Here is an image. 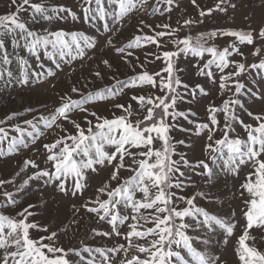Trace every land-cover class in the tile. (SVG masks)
<instances>
[{
  "label": "snow or ice",
  "instance_id": "obj_1",
  "mask_svg": "<svg viewBox=\"0 0 264 264\" xmlns=\"http://www.w3.org/2000/svg\"><path fill=\"white\" fill-rule=\"evenodd\" d=\"M175 2L78 0V14L46 0H8L10 10L0 14L4 88L54 77L43 61L61 69L70 60L94 59L89 52L98 47L111 50L133 75L121 81L112 73L114 85L86 93L73 85L70 91L79 99L60 95L48 116L33 115L22 125L10 122L23 113L0 120V160L27 148L25 137L33 144L39 141L45 135L41 124L58 130L51 142L42 144L44 166L29 157L18 163L13 178H0V264H229L224 252L233 241L238 264H264V250L258 247L264 241V107L257 112L248 104L264 106V0H259V22L255 15H245L248 23L242 28L181 36L213 13H234L242 6V0H217L204 9L191 0L198 17L178 20L176 27L141 19L137 34L118 45L133 13L163 16ZM66 17L92 23L101 36L50 27ZM217 40H225L226 46L218 47ZM149 45L156 51L141 62L133 49ZM242 46L250 51L246 54ZM181 59L191 65L192 82L185 78L188 70L180 66ZM155 61L162 67L149 72L145 64ZM100 64L112 72L109 59ZM90 74L103 79L99 65ZM210 88L221 100L209 101L201 119L192 106L209 97ZM125 89L141 91L113 104L120 115L113 112L108 118L88 107L115 100ZM77 112L83 123L72 118ZM196 140L203 141L199 155ZM105 171L107 180L86 196L89 181ZM40 182V199L24 204L30 185ZM221 184L224 191H219ZM48 192L51 205L67 201L66 210L51 207ZM47 211L54 215L46 221L42 216ZM82 227L86 236L80 235ZM97 237L115 243L94 245ZM64 238L76 243L66 247Z\"/></svg>",
  "mask_w": 264,
  "mask_h": 264
},
{
  "label": "rangeland",
  "instance_id": "obj_2",
  "mask_svg": "<svg viewBox=\"0 0 264 264\" xmlns=\"http://www.w3.org/2000/svg\"><path fill=\"white\" fill-rule=\"evenodd\" d=\"M48 4H65L69 7H72L74 11L79 14L78 0H46ZM217 0H197V3L201 8L207 9L214 7ZM8 0H0V14H4L10 9L7 7ZM173 11L171 13H166L161 16L158 13L154 15H149L147 13L137 14L133 13L131 17L127 21V25L122 30V32L117 37V43L119 46L127 43L135 34H137L136 25L138 22L143 19L146 23L155 26L156 24L162 23H171L173 27L177 26L178 20H183L186 18H195L198 17V9L191 4V0H176V2L172 5ZM151 12V9H149ZM27 17L28 13L23 14ZM245 15H255L256 21L259 22L260 19V7L259 0H242V6L236 11L232 12L229 10V13H213L211 17H205V22L200 25H194L191 30L184 29L181 31L180 35L184 36L186 34H192L195 36L199 32L211 31L217 28H242L245 27L248 21L244 19ZM35 30L43 31L40 25H35ZM53 29L60 30L63 29L65 31H80L84 32L90 36H101V33L96 31V28L93 27L92 23L84 22L82 20L73 21L71 17H66L58 22L54 21L50 26ZM147 32L148 30L145 29ZM216 44L218 47L226 46L225 40H217ZM169 48L171 45L168 46ZM168 50V49H165ZM242 50L247 54L250 49L243 47ZM136 56L140 57V61L144 62L145 54L156 51L155 46L149 45L142 49H133ZM25 58L29 59L30 63H34V58H32L29 54L22 53ZM89 56L94 57V59H86L81 62L79 59L72 61L70 60L68 63L62 64L61 69H56L55 65H53L50 61H43L45 63L46 68H51L53 72L56 73L54 77H48L44 75L39 78H32L28 85H15L14 87L4 88L2 84H0V120L5 119L7 116L12 113H23L17 120H13L10 124L20 123L23 124V120L32 119L33 115L39 116L43 114L48 116L53 109L58 106L60 103V95L68 94L71 95L73 99H79L74 93H71L70 89L73 85L80 88L82 92L88 91H96L98 89L105 88L110 85H114L116 83L115 80L111 78L112 73L121 80L124 81L128 77L132 76L133 73L130 70L128 65H125L118 57L114 55L111 50L105 49L103 47H98L94 51L89 52ZM109 59L112 63V72L107 71L103 68V65L100 64V60ZM238 59V57H236ZM133 62H135V56L132 58ZM151 59V57L149 58ZM251 57H249V61H251ZM181 67L188 70L186 74V79L189 82L193 81V76L191 75L192 69L188 60L181 59L179 61ZM103 71V79H97L90 73L95 70ZM13 70H15V65L11 66ZM162 67V63L160 61H155L154 63H146L145 68L149 72L159 71ZM137 72L140 71V68L136 69ZM202 79V78H201ZM251 79V77H249ZM87 83V87H83V85ZM55 85V87H53ZM140 89H125L124 92L115 100H105V101H96L94 104L88 105L90 110H95L99 114L103 116H107L108 118H112L113 112L116 115H120V112L113 108V104L115 103H125L128 101L129 95L133 93H139ZM145 93L149 91V89L145 88L143 90ZM211 95L209 97L203 98L200 100L198 105H193V109L198 112L201 119H204V106L209 103L211 100H215L217 104L220 103L221 97L218 96L215 88H210ZM248 104L253 111H260L262 106L259 102L253 104L252 101H248ZM45 105L47 107H45ZM187 107V105H185ZM27 109H31V113L27 112ZM82 113H74L72 118L83 123L81 117ZM247 120V117H244ZM186 123V122H185ZM65 127L71 130V125L65 123ZM42 131L45 132V135L37 141L35 144L32 143L31 137H25V142L28 144L27 148L21 147L19 152L13 154L11 157L6 156L3 160H0V178L8 177L13 178L15 175V171L17 170V165L23 159L33 158L37 160L38 163H41L44 166V150L42 148L43 143L51 142L58 133V130L53 128L51 131L44 129L43 125H40ZM237 133L243 135L242 129L237 127ZM178 138H184L183 134H179ZM202 140H196L194 144V152L196 155L200 154ZM6 149V145H5ZM39 149V151H37ZM30 174V173H29ZM122 175H128V173H122ZM26 178V177H25ZM108 178V173L101 172L100 175L94 177L89 181L90 188L88 192L85 194L86 196H91L95 189L101 185V183ZM199 182V181H197ZM10 191H14L15 189L10 187ZM43 191L42 182L40 183H32L28 189L27 196L23 197V203L31 201L36 203L40 199V192ZM215 191V190H214ZM219 191H224V186L221 184L219 186ZM46 198L50 200L51 207H62L66 210L67 201H64L62 205H51V193H46ZM23 206V205H22ZM54 215L53 212L47 211L43 213L42 218L50 220ZM102 229L106 230L108 228L107 225H102ZM81 236H86L85 229L82 227L80 231ZM239 235V233H237ZM123 242V241H121ZM63 243L65 246H69V244H75V239L69 241L67 238L63 239ZM94 245L97 246H110L115 241H106L103 238L97 237L95 240L91 241ZM233 244H230L227 247V250L224 252L225 257L228 259L229 264H238L236 258L233 254ZM258 247L261 250H264V241L258 244ZM223 251V249H222Z\"/></svg>",
  "mask_w": 264,
  "mask_h": 264
}]
</instances>
